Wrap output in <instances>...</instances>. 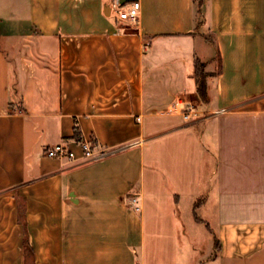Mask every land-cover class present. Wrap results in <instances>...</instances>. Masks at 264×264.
Masks as SVG:
<instances>
[{
  "label": "crops",
  "instance_id": "0c3cea01",
  "mask_svg": "<svg viewBox=\"0 0 264 264\" xmlns=\"http://www.w3.org/2000/svg\"><path fill=\"white\" fill-rule=\"evenodd\" d=\"M0 264H264V0H0Z\"/></svg>",
  "mask_w": 264,
  "mask_h": 264
},
{
  "label": "built area",
  "instance_id": "2783aa9c",
  "mask_svg": "<svg viewBox=\"0 0 264 264\" xmlns=\"http://www.w3.org/2000/svg\"><path fill=\"white\" fill-rule=\"evenodd\" d=\"M139 13V2H131L118 8V19L135 25L138 23ZM192 113L193 109L190 107L187 112H181V117L184 121H189ZM78 144L81 148L83 158L87 162L101 160L108 153L106 150L99 149L92 140H84L81 138ZM43 153L46 157L52 159L71 158V153L62 142L46 148ZM126 200L130 208L135 211L140 210V197L138 194H131L127 196Z\"/></svg>",
  "mask_w": 264,
  "mask_h": 264
},
{
  "label": "trees",
  "instance_id": "16d2710c",
  "mask_svg": "<svg viewBox=\"0 0 264 264\" xmlns=\"http://www.w3.org/2000/svg\"><path fill=\"white\" fill-rule=\"evenodd\" d=\"M204 63H201L199 60L195 61V77L197 83V95L199 98L205 97V82H204ZM73 138L79 143L81 141V135L77 127H75Z\"/></svg>",
  "mask_w": 264,
  "mask_h": 264
}]
</instances>
